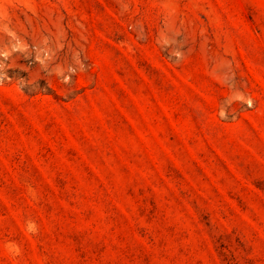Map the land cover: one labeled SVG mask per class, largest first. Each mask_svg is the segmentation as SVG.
<instances>
[{
	"label": "rangeland",
	"instance_id": "374dc122",
	"mask_svg": "<svg viewBox=\"0 0 264 264\" xmlns=\"http://www.w3.org/2000/svg\"><path fill=\"white\" fill-rule=\"evenodd\" d=\"M0 264H264V0H0Z\"/></svg>",
	"mask_w": 264,
	"mask_h": 264
}]
</instances>
